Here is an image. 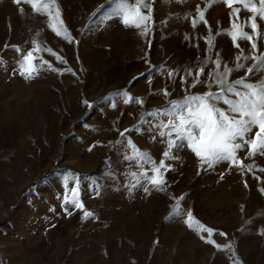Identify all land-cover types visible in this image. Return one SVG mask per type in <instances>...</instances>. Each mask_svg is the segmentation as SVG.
<instances>
[{"label":"rangeland","instance_id":"374dc122","mask_svg":"<svg viewBox=\"0 0 264 264\" xmlns=\"http://www.w3.org/2000/svg\"><path fill=\"white\" fill-rule=\"evenodd\" d=\"M59 2L79 44L56 37L46 27V18L29 6L23 5L21 14L13 0H0V58L7 65L0 66V264H232L230 250H217L201 240L182 219H166L173 195H184V211L190 209L196 219L217 230L216 243L232 242L243 264H264V236L259 234L264 228V194L259 189L264 184L236 171H226L222 181L217 172L197 175V161L185 152L181 161L173 162L177 167L168 174L170 186L165 192L146 196L137 189L131 198L121 184V174L131 169L122 154L108 146L119 137L114 125L122 131L134 125L141 111L165 106L162 94L156 97L150 92L174 87L172 98L183 95L178 77L174 86L157 74L149 83L150 65L145 60L178 68L203 57L204 41L197 49L194 39L184 37L206 36L207 28L200 24L194 32L190 20L183 19L185 13L195 14L197 4L203 7V0H157L155 30L147 38L117 21L101 22L99 16L91 31L84 30L91 13L106 0ZM229 11L223 3L209 8L206 19L213 33L229 27ZM164 20L167 26L161 23ZM37 31L40 40L67 59V65L56 66L70 67L77 76L42 73L31 82L10 76L19 57L4 44L19 45L26 52ZM215 51L231 64L236 49L222 35ZM44 55L55 64L54 57ZM259 78L260 74L253 77ZM120 89L145 99V109L122 102L116 109L107 104L88 109L82 103ZM150 135L145 131L132 138L143 151L159 157L164 145ZM97 141L104 146L88 152ZM256 163L264 166V158ZM67 170L94 177L102 185L99 196L87 189L81 192L86 209L98 219H82L79 211L71 216L63 213L59 197ZM113 173L120 177L115 184ZM221 231L227 236H220Z\"/></svg>","mask_w":264,"mask_h":264},{"label":"snow or ice","instance_id":"6c2138e0","mask_svg":"<svg viewBox=\"0 0 264 264\" xmlns=\"http://www.w3.org/2000/svg\"><path fill=\"white\" fill-rule=\"evenodd\" d=\"M156 2L106 0L105 4L98 5L91 13L84 30L91 31L94 18L99 16L101 22L117 21L125 29L136 30L140 36L147 38L155 30L153 5ZM184 2L176 0V3ZM13 3L18 6L21 14L24 12L23 5H27L34 14L46 18V27L67 44H79L65 22L59 0H13ZM203 3V7L200 4L195 6V14L188 12L183 16L184 20H190L194 32L200 24L207 28L206 36L196 33L194 37L188 34L184 37L186 41L194 39L196 42L192 46L197 49L200 47L199 41H204L206 48L203 57L198 55L193 63L178 68L169 67L166 63L152 65L150 60H145L150 65L149 83L153 74L166 78L173 86L177 82L176 78H179L183 92L180 98H172L174 87L171 91L165 87L149 94L156 97L162 94L166 98L165 106L150 110H143L145 99L133 96L128 89L117 90L97 101H82L88 109L104 104L116 109L118 103L122 102L124 105L135 103L143 110L132 127H125L121 131L114 125L119 137L108 141V146L120 152L123 161L131 169L126 175L121 174L122 187L131 198H134L137 189L142 190L146 196H150L153 191L165 192L170 186L168 174L177 167L173 162L181 161V154L185 152L197 161V175L217 172L218 180L222 181L226 171H236L242 176L250 174L257 183L264 184V166L256 163L258 158H264V0H203ZM217 3H223L230 10L229 27L218 28L213 33L206 13ZM177 19L180 17L177 16ZM161 23L167 26L168 21ZM222 35L229 37L236 49L231 64L222 58L219 51H215L217 37ZM39 37L40 31H37L31 40V48L26 52L19 45L4 44L5 49L13 48L19 57L10 68V76H18L25 82L40 78L42 73L63 75L69 72L77 76V72L70 67L56 66L67 65V59ZM45 53L55 58V64L45 58ZM0 66L7 68L2 58ZM238 73L242 74L236 75ZM257 74H260V78L254 80ZM145 131L151 134L153 141L164 145L159 157L143 151L134 142L132 134ZM97 145L104 146L97 141L87 151L91 152ZM246 160L251 162L245 163ZM111 178L114 184L120 180L115 173L111 174ZM61 184L63 194L59 199L64 214L71 216L74 211H79L82 219H98L94 212L86 209L81 199V192L85 189L96 196L101 194L103 188L98 180L67 170L62 174ZM244 186L249 187L246 179ZM259 191L264 194V187ZM170 199L174 204L166 219H182L201 240L217 250H230L232 264H243L232 242L226 245L216 243L213 237L217 230L196 219L190 209L184 211L181 204L184 195H173ZM50 211L55 212V208ZM259 234L264 236V228L259 230ZM219 235L227 236L222 231Z\"/></svg>","mask_w":264,"mask_h":264}]
</instances>
